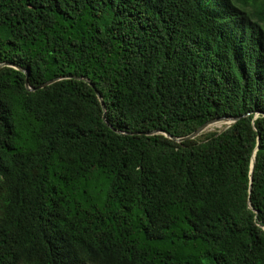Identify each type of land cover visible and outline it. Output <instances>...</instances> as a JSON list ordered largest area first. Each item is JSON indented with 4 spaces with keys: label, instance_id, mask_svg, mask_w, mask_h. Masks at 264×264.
<instances>
[{
    "label": "trees",
    "instance_id": "16d2710c",
    "mask_svg": "<svg viewBox=\"0 0 264 264\" xmlns=\"http://www.w3.org/2000/svg\"><path fill=\"white\" fill-rule=\"evenodd\" d=\"M6 62L0 264H264V0H0Z\"/></svg>",
    "mask_w": 264,
    "mask_h": 264
},
{
    "label": "water",
    "instance_id": "95a60500",
    "mask_svg": "<svg viewBox=\"0 0 264 264\" xmlns=\"http://www.w3.org/2000/svg\"><path fill=\"white\" fill-rule=\"evenodd\" d=\"M5 66L13 67V68H15L17 70H20L23 73H25L26 74V77H27L26 78V88L28 90H30V91H35L37 89L44 88V87H46V86H48L50 84H53L56 81L62 79V78H54V79H52V80H50L48 82H45V83L41 84L37 88H32L29 85L28 72L26 70L22 69L21 67H19L17 65L11 64V63H7V62L6 63H0V68L5 67ZM96 94H97V97H98V99L100 101V104H101V107H102V110H103V120H104V122L107 123V120H106V105L104 103L103 97H102V95L99 92H96ZM237 120H238V118H233V117H219V118H216V119H212V120L206 122L205 124H203L201 127H199L196 131H194L190 135L185 136V137H181V138L174 137L170 133H168L166 131H163V130H153V131H150V132H145L144 134H146V135L162 134V135L166 136L167 138H169V139H171V140H173L175 142H183V141H186V140H192V139L197 138L198 136H200L201 134H203L205 131H207L211 126L216 125V124H218L220 122H226L227 121V122H231L233 124ZM221 132H223V131H221ZM221 132H219V133H221Z\"/></svg>",
    "mask_w": 264,
    "mask_h": 264
},
{
    "label": "rangeland",
    "instance_id": "374dc122",
    "mask_svg": "<svg viewBox=\"0 0 264 264\" xmlns=\"http://www.w3.org/2000/svg\"><path fill=\"white\" fill-rule=\"evenodd\" d=\"M231 124H232L231 122H227V121L226 122H220V123H218L216 125L211 126L207 131L204 132V134L205 133H210V132H217V133H219L221 131H225L226 129H228L231 126ZM218 125H220L221 128H216V126H218Z\"/></svg>",
    "mask_w": 264,
    "mask_h": 264
},
{
    "label": "bare ground",
    "instance_id": "6f19581e",
    "mask_svg": "<svg viewBox=\"0 0 264 264\" xmlns=\"http://www.w3.org/2000/svg\"><path fill=\"white\" fill-rule=\"evenodd\" d=\"M216 128H221V127H216ZM216 128H215V129H216ZM215 129H214V130H215Z\"/></svg>",
    "mask_w": 264,
    "mask_h": 264
}]
</instances>
